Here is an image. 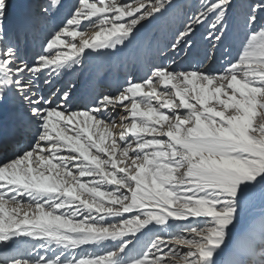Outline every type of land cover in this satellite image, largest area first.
<instances>
[{
  "label": "snow or ice",
  "instance_id": "snow-or-ice-1",
  "mask_svg": "<svg viewBox=\"0 0 264 264\" xmlns=\"http://www.w3.org/2000/svg\"><path fill=\"white\" fill-rule=\"evenodd\" d=\"M166 16L145 76L57 87ZM0 155V264H264V0H0Z\"/></svg>",
  "mask_w": 264,
  "mask_h": 264
},
{
  "label": "rangeland",
  "instance_id": "rangeland-1",
  "mask_svg": "<svg viewBox=\"0 0 264 264\" xmlns=\"http://www.w3.org/2000/svg\"><path fill=\"white\" fill-rule=\"evenodd\" d=\"M44 2V0H42ZM75 2V0H74ZM187 11V10H186ZM65 15V12L63 11V16L61 17V19H63ZM53 19V18H52ZM182 17H176V16H166L165 18H163L160 21L155 22L152 26H149V28H147V32L146 34H144L143 39L138 40V45L142 44L145 41V38H151V35L153 33H155L158 37H160V47L163 48L164 45L167 43V40L171 37V35L174 33L175 29L180 25V23L182 22ZM55 19L51 20L49 22V27L45 26L44 29L38 28L36 30L35 33V38L32 41L33 45L35 47H39L40 45V41L43 40L44 35L46 34V32L48 31V29L51 27V23L53 24V21ZM59 23V22H58ZM56 23V24H58ZM91 31V30H89ZM88 31V32H89ZM87 32V33H88ZM207 35V30L206 29H201V40H203V37ZM86 38V37H84ZM80 38H77V40L79 41ZM244 39V33L243 31L234 26V25H230V32H229V36L225 41V45L228 47L230 55L227 56V59H232L233 57H236L237 54L240 51V47H241V43ZM36 43V44H35ZM212 51L210 48V45L207 43H202L199 49L198 53L193 54L191 57L188 58V60L186 61V63L188 64H198V62L203 59V56L205 54V52H210ZM138 54V47L136 48L135 52H134V56H136ZM216 56H217V62L215 65H213L216 68H219L221 66V64H223L225 62V56L223 54V50H219L216 52ZM154 62L156 63H160V62H164L167 63L168 61L166 59L157 57L155 58ZM120 66L117 67V65L114 67L116 68L115 70H111L108 73L111 74L112 71L115 72V76L116 79L119 78L120 82L119 84L115 83L116 81L114 80L112 82V84H114V87H121L124 83L125 80L128 78L129 75L132 76L133 79L138 80L139 78L145 76V74L148 72V68L150 67V65H147L145 63L142 62H136L133 63L132 60H130L128 63L127 61L124 62L123 65H121V63H119ZM104 80L106 79V74L101 76ZM107 83L108 81H106V87H107ZM111 89V88H108ZM103 92V91H102ZM110 93L109 91L106 93L108 94ZM113 93V92H111ZM261 206L259 204H256L255 206H253L249 212L245 215V223H247L248 221L252 220V219H256L258 217L261 216Z\"/></svg>",
  "mask_w": 264,
  "mask_h": 264
},
{
  "label": "bare ground",
  "instance_id": "bare-ground-1",
  "mask_svg": "<svg viewBox=\"0 0 264 264\" xmlns=\"http://www.w3.org/2000/svg\"><path fill=\"white\" fill-rule=\"evenodd\" d=\"M39 2H43V1L39 0ZM71 2H74V0H71ZM62 16H63V10L60 13H58L55 17H53V19H55V20L53 21V24L51 23L50 26L60 22L62 20L61 19ZM47 26L49 27V24ZM41 29H44V27H41ZM146 32H147V30L145 29L144 33H142V35H141V39H143L144 34H146ZM93 34L94 33L91 30L86 34L85 37L87 39H91ZM137 44H138V41L133 46H130L129 49H126L124 52L119 53L116 56H111V57L103 56V57H98V58L93 59L90 62L88 69L84 72L83 75L76 73V74L66 76L61 81V83L57 84V87L65 86V85L69 84L70 82L75 83L77 90H78V97H80L82 95V98H79L81 101L86 100L91 95H98L100 93L106 94L108 91L110 93L111 92L114 93L116 91L117 87H114V84H112V82L115 80L116 81L115 83L119 84L120 80H119V78L116 79L114 71H112L111 74H109V76H108V73L111 70L116 71V68H114V67L116 65H117V67L120 66L119 63H121V65H123L125 61H127V63H128L130 60H132V58L135 57L134 52L137 48V46H136ZM36 48L39 49V47H36ZM100 66H102V70L100 71L99 76L94 75L93 71L97 70ZM104 74H106L105 80L101 77ZM106 81H108L107 87H106ZM108 88H111V89H108ZM88 91H90V92H88ZM0 159H4L3 155H0ZM259 219H260V217H258L256 219H252V220H255L258 223Z\"/></svg>",
  "mask_w": 264,
  "mask_h": 264
}]
</instances>
